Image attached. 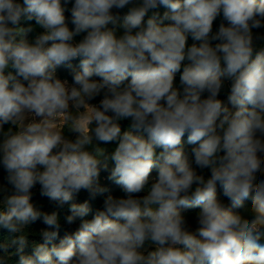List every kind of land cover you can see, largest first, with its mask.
<instances>
[{
    "label": "clouds",
    "instance_id": "9594fccd",
    "mask_svg": "<svg viewBox=\"0 0 264 264\" xmlns=\"http://www.w3.org/2000/svg\"><path fill=\"white\" fill-rule=\"evenodd\" d=\"M261 32L264 0H0V264H264Z\"/></svg>",
    "mask_w": 264,
    "mask_h": 264
},
{
    "label": "trees",
    "instance_id": "16d2710c",
    "mask_svg": "<svg viewBox=\"0 0 264 264\" xmlns=\"http://www.w3.org/2000/svg\"><path fill=\"white\" fill-rule=\"evenodd\" d=\"M161 11H163V9H161ZM67 15V14H66ZM217 26V23L214 22V30ZM77 40L80 39V37H76ZM261 41H264V32H261ZM188 43L191 44L192 41H191V38H189L188 40ZM72 65H73V68L77 69L78 70V65H79V60H74L72 62ZM72 69H69L67 67H64V66H61L57 69V72H58V75L61 77V78H67L69 79V81H71V73ZM95 78V77H94ZM178 79H179V74H177L176 76V82L178 83ZM99 98H97L98 100ZM122 123V131L124 130V128L126 127L127 125V121H123L121 122ZM7 127V126H6ZM183 139H186V138H182ZM114 144L113 145H109V150H111L112 148H114ZM154 174V173H153ZM0 175H2V170H0ZM106 176V173H101V182L104 183V184H108L109 188H110V191L113 195H120V189L117 185H114V184H111V182H108L104 179V177ZM138 195H143V193L141 194H138ZM87 198V193L85 191H81V193L79 194V196L77 197V202H83L84 199ZM33 199L35 201H37L38 203H41L44 205L45 209L46 210H51V206L49 205L48 203V200H47V197H43V196H40L39 194V191H38V187L36 190H34V196H33ZM102 200H103V197L100 196V197H97L96 200L92 201V207L93 209H96V208H99L101 206V203H102ZM195 210H189V213H188V218L189 220L191 221L195 215ZM68 214L67 213V207H65V209H63L61 211V222L63 223V216ZM90 218V217H89ZM33 228L29 230V236H30V239L31 240H36L38 241L39 240V237L37 235L38 233V230L39 228L41 227H44V225H42L39 221L32 226ZM65 227L67 228L68 226L65 225ZM72 228L75 227V225H72L71 226ZM61 235H63V232H61ZM9 239L8 235L6 233H3L2 231H0V243L4 242L5 240ZM9 264H11V261L9 262Z\"/></svg>",
    "mask_w": 264,
    "mask_h": 264
}]
</instances>
